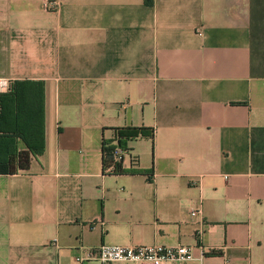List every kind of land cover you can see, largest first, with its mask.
I'll list each match as a JSON object with an SVG mask.
<instances>
[{
  "label": "crops",
  "instance_id": "obj_1",
  "mask_svg": "<svg viewBox=\"0 0 264 264\" xmlns=\"http://www.w3.org/2000/svg\"><path fill=\"white\" fill-rule=\"evenodd\" d=\"M48 1L0 0V80L45 85L43 153L0 174V264L148 244L264 264V0ZM126 126L153 139L106 174Z\"/></svg>",
  "mask_w": 264,
  "mask_h": 264
},
{
  "label": "trees",
  "instance_id": "obj_2",
  "mask_svg": "<svg viewBox=\"0 0 264 264\" xmlns=\"http://www.w3.org/2000/svg\"><path fill=\"white\" fill-rule=\"evenodd\" d=\"M152 3V0H145ZM43 81L15 80L0 92V174L26 171L31 160L45 148ZM114 137L103 138L102 164L106 174H123V156L115 160L117 147L126 150L130 141L153 139L152 127H118Z\"/></svg>",
  "mask_w": 264,
  "mask_h": 264
},
{
  "label": "built area",
  "instance_id": "obj_3",
  "mask_svg": "<svg viewBox=\"0 0 264 264\" xmlns=\"http://www.w3.org/2000/svg\"><path fill=\"white\" fill-rule=\"evenodd\" d=\"M58 2L56 0L48 1L47 8L56 9ZM8 82L0 80V92L6 91ZM126 153L119 147L115 149V160H120ZM123 159V158H122ZM200 210H192L194 216ZM85 254L89 257L96 258L102 264L116 262L133 263V264H184L193 260L192 248L185 245L168 246L163 244H148L135 246H118V245H101L95 248H88ZM77 258V261H80Z\"/></svg>",
  "mask_w": 264,
  "mask_h": 264
},
{
  "label": "rangeland",
  "instance_id": "obj_4",
  "mask_svg": "<svg viewBox=\"0 0 264 264\" xmlns=\"http://www.w3.org/2000/svg\"><path fill=\"white\" fill-rule=\"evenodd\" d=\"M116 264H133V263L116 262Z\"/></svg>",
  "mask_w": 264,
  "mask_h": 264
}]
</instances>
